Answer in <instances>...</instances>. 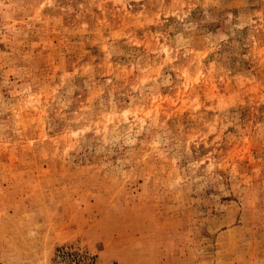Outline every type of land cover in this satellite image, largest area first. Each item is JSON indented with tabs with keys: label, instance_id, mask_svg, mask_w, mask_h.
I'll return each instance as SVG.
<instances>
[{
	"label": "rangeland",
	"instance_id": "obj_1",
	"mask_svg": "<svg viewBox=\"0 0 264 264\" xmlns=\"http://www.w3.org/2000/svg\"><path fill=\"white\" fill-rule=\"evenodd\" d=\"M89 261L264 264V0H0V264Z\"/></svg>",
	"mask_w": 264,
	"mask_h": 264
},
{
	"label": "built area",
	"instance_id": "obj_2",
	"mask_svg": "<svg viewBox=\"0 0 264 264\" xmlns=\"http://www.w3.org/2000/svg\"><path fill=\"white\" fill-rule=\"evenodd\" d=\"M78 258H83V256L79 255ZM78 258H77V259H78ZM80 263H81V262H80ZM89 264H95V263H94V261H89Z\"/></svg>",
	"mask_w": 264,
	"mask_h": 264
}]
</instances>
